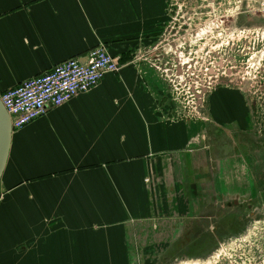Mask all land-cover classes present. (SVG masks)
<instances>
[{
  "label": "crops",
  "instance_id": "0c3cea01",
  "mask_svg": "<svg viewBox=\"0 0 264 264\" xmlns=\"http://www.w3.org/2000/svg\"><path fill=\"white\" fill-rule=\"evenodd\" d=\"M148 1L157 2L0 0V93L99 44L122 60L93 89L13 130L0 264L140 261L148 246L194 244V225L210 230L238 192L227 193L220 171L242 154L244 93L216 87L202 119L169 113L156 64L135 58L162 27Z\"/></svg>",
  "mask_w": 264,
  "mask_h": 264
},
{
  "label": "rangeland",
  "instance_id": "374dc122",
  "mask_svg": "<svg viewBox=\"0 0 264 264\" xmlns=\"http://www.w3.org/2000/svg\"><path fill=\"white\" fill-rule=\"evenodd\" d=\"M156 1L147 9L162 10V27L135 58L156 64L169 113L205 118L207 97L224 86L244 93L249 124L241 157L220 171L227 193L238 192L215 209L211 229L195 224L194 244L148 246L125 264H264V0Z\"/></svg>",
  "mask_w": 264,
  "mask_h": 264
},
{
  "label": "built area",
  "instance_id": "2783aa9c",
  "mask_svg": "<svg viewBox=\"0 0 264 264\" xmlns=\"http://www.w3.org/2000/svg\"><path fill=\"white\" fill-rule=\"evenodd\" d=\"M119 60L104 44H99L87 52L84 62L79 58L67 59L6 89L1 93V100L11 116L13 129H21L50 108L93 89L106 74L121 69ZM190 114L196 116L194 111Z\"/></svg>",
  "mask_w": 264,
  "mask_h": 264
},
{
  "label": "water",
  "instance_id": "95a60500",
  "mask_svg": "<svg viewBox=\"0 0 264 264\" xmlns=\"http://www.w3.org/2000/svg\"><path fill=\"white\" fill-rule=\"evenodd\" d=\"M83 62L85 59L82 60ZM12 120L0 97V178L5 169L12 140Z\"/></svg>",
  "mask_w": 264,
  "mask_h": 264
},
{
  "label": "bare ground",
  "instance_id": "6f19581e",
  "mask_svg": "<svg viewBox=\"0 0 264 264\" xmlns=\"http://www.w3.org/2000/svg\"><path fill=\"white\" fill-rule=\"evenodd\" d=\"M0 97H1V93H0ZM14 130V129H13Z\"/></svg>",
  "mask_w": 264,
  "mask_h": 264
}]
</instances>
